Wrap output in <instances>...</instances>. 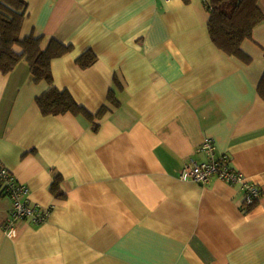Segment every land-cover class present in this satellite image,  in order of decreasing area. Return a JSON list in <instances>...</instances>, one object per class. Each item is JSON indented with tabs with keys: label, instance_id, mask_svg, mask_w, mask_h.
Returning <instances> with one entry per match:
<instances>
[{
	"label": "crops",
	"instance_id": "obj_1",
	"mask_svg": "<svg viewBox=\"0 0 264 264\" xmlns=\"http://www.w3.org/2000/svg\"><path fill=\"white\" fill-rule=\"evenodd\" d=\"M26 1L22 36L73 47L53 59L54 84L94 115L108 109L44 115L49 83L25 61L0 70V162L50 209L9 236L0 181V264H264V21L243 41L246 61L213 42L206 0ZM88 49L98 59L82 69ZM206 137L261 188L252 210L241 184L179 178L207 159Z\"/></svg>",
	"mask_w": 264,
	"mask_h": 264
},
{
	"label": "trees",
	"instance_id": "obj_2",
	"mask_svg": "<svg viewBox=\"0 0 264 264\" xmlns=\"http://www.w3.org/2000/svg\"><path fill=\"white\" fill-rule=\"evenodd\" d=\"M259 0H206L209 9L208 29L215 45L229 55H234L250 61L242 44L245 39L253 37L254 29L264 21V12L259 6ZM28 13L26 0H0V70L7 74L23 61L27 62L35 82L45 80L49 88L37 97V103L44 115H60L71 112L83 115L90 120L102 115L108 105H103L97 115L79 104L72 93L61 90L54 84L52 61L64 56L72 50V45L62 43L56 38L45 35L30 34L22 36V28ZM98 56L92 49L83 52L76 60L79 67L88 69L95 64ZM119 84L118 79H115ZM259 95L264 99V75L258 85ZM108 101L118 105L119 101L114 90L109 93ZM97 127V126H96ZM1 165H3L0 162ZM5 166V165H3ZM8 168V167H7ZM2 194L6 195V183ZM63 177L54 173L51 190L57 196L61 192ZM259 200L248 204L244 200L243 209L252 210Z\"/></svg>",
	"mask_w": 264,
	"mask_h": 264
},
{
	"label": "built area",
	"instance_id": "obj_3",
	"mask_svg": "<svg viewBox=\"0 0 264 264\" xmlns=\"http://www.w3.org/2000/svg\"><path fill=\"white\" fill-rule=\"evenodd\" d=\"M200 150L205 152L207 159L204 161L192 159L189 163H186L180 170V179L208 183L212 177L216 176L230 184H241L245 192V201L248 204H253L260 199L261 188L233 167L228 154H217L216 144L212 138L206 137L200 146ZM0 180L5 181L6 196L13 201L11 215L5 225L9 236L17 234V227L20 222L30 221L40 224L46 221L50 209L32 203L29 199L30 186L19 181L9 168L1 164Z\"/></svg>",
	"mask_w": 264,
	"mask_h": 264
}]
</instances>
